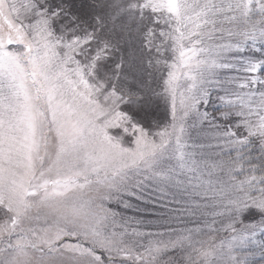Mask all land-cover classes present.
I'll return each mask as SVG.
<instances>
[{"label":"snow or ice","instance_id":"snow-or-ice-1","mask_svg":"<svg viewBox=\"0 0 264 264\" xmlns=\"http://www.w3.org/2000/svg\"><path fill=\"white\" fill-rule=\"evenodd\" d=\"M0 264H264V0H0Z\"/></svg>","mask_w":264,"mask_h":264},{"label":"rangeland","instance_id":"rangeland-1","mask_svg":"<svg viewBox=\"0 0 264 264\" xmlns=\"http://www.w3.org/2000/svg\"><path fill=\"white\" fill-rule=\"evenodd\" d=\"M129 214H131V213H129ZM147 218H152L151 216H149V217H147Z\"/></svg>","mask_w":264,"mask_h":264}]
</instances>
